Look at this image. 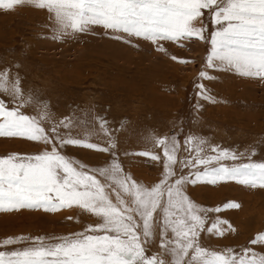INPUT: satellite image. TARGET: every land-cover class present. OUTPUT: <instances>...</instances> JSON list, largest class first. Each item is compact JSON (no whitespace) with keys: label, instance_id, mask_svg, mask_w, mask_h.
Masks as SVG:
<instances>
[{"label":"rangeland","instance_id":"rangeland-1","mask_svg":"<svg viewBox=\"0 0 264 264\" xmlns=\"http://www.w3.org/2000/svg\"><path fill=\"white\" fill-rule=\"evenodd\" d=\"M202 11L204 15L193 24L204 27L205 39L154 42L96 24L88 25L83 32L62 29L54 13L36 4L0 7V100L6 107L18 108L33 117L46 131L55 127L65 138L70 136L109 148L105 153L69 147L62 154L78 170L96 174L113 202L116 201L112 188L120 191L126 201L132 198L122 192L114 179L100 176L99 169H110L117 162L121 172L115 179L126 180L129 185L135 181L150 189L163 178L164 148L171 150L173 140L178 141L174 153L177 161L187 157L194 162L197 156L207 159L218 154L212 150L217 148L235 152L237 159L213 160L209 168L262 163L264 76H245L232 69L207 66L211 33L221 25L212 22L211 10ZM201 71L214 79L202 80ZM199 83L205 85V94L211 100L197 95ZM17 88L19 95H14ZM188 137L193 139L186 146ZM159 140L166 143L159 144ZM43 150V142L0 137V157L14 153L36 155ZM140 152L153 153L160 159L154 161L138 155ZM196 168L205 170L204 165ZM174 170L178 174L189 171L181 169L179 163ZM185 191L197 214L205 219V231L199 237L202 247L221 253L231 249L240 256L250 247L257 256L264 254V245L250 244L258 233L264 232V188L222 181L216 185H187ZM166 198L165 188V201ZM229 201L239 203L240 207L206 211ZM169 211L172 221L187 219L186 205ZM154 217L157 223L151 243L145 245L146 255L174 264L171 249L176 238L171 228L165 236L159 234L164 218L162 209ZM217 219L222 221L219 227L225 230L223 236L206 231ZM101 222V218L75 205L54 211L42 207L0 211V250L61 242ZM6 238L15 239L16 243L4 245ZM193 251L189 249L188 256L183 258L185 264Z\"/></svg>","mask_w":264,"mask_h":264},{"label":"snow or ice","instance_id":"snow-or-ice-1","mask_svg":"<svg viewBox=\"0 0 264 264\" xmlns=\"http://www.w3.org/2000/svg\"><path fill=\"white\" fill-rule=\"evenodd\" d=\"M23 3L36 4L54 13L62 29L83 32L88 25L96 24L154 42L157 39H205L204 27H195L193 21L204 15L202 10H211L212 22L221 27L211 33L207 66L232 69L245 76H264V0H0V7L11 9ZM200 77L202 80L214 79L206 71H201ZM196 87L199 89L198 96L212 99L205 94L207 89L203 83ZM14 95H19L18 88ZM0 137H20L45 144V150L36 155L14 153L0 157V211L38 207L54 211L75 205L102 220L61 242H40L21 250H0V264H165L156 256L146 255L145 248L154 236L157 223L154 213L158 209H162L164 214L160 236H165L166 230L171 228L176 238L172 241L175 247L171 249L174 264H185L183 258L188 256L189 249L194 251L187 264H264V254L257 256L250 247L243 250L242 256L231 249L221 253L202 247L199 237L205 231V219L197 214L196 206L185 191L187 185H216L222 181L264 188V162L232 167L220 164L218 168H209L213 160L237 159L235 152L217 148L212 150L218 154L207 159L197 156L194 162L187 157L177 161L174 153L178 141L173 140L171 150L164 148L163 178L150 189L139 186L135 181L129 185L126 180L115 179L121 172L117 162L110 169H99L100 176L114 179L122 192L132 198L128 202L120 191L112 188L116 201L113 202L105 191L106 185L96 174L78 170L62 154V150L69 147L105 153L109 152V148L70 136L65 138L55 127L46 131L33 117L21 113L18 108L6 107L3 100H0ZM192 139H186V146ZM158 143L163 145L166 141L159 140ZM137 154L154 161L160 159L149 152ZM178 163L181 169L189 171L178 174L174 170ZM197 165H204L205 170H199ZM193 168H196L195 172L191 171ZM126 179L130 180V177ZM185 205L186 220L169 219L172 215L170 208L179 206L183 209ZM239 207V203L229 201L206 211L220 212ZM221 222L219 219L213 222L206 229L207 233L223 236L225 230L219 227ZM99 232L103 234H95ZM15 243L13 238L3 241L4 245ZM250 244L264 245V232L258 233Z\"/></svg>","mask_w":264,"mask_h":264}]
</instances>
